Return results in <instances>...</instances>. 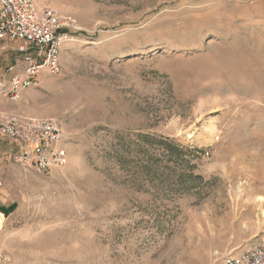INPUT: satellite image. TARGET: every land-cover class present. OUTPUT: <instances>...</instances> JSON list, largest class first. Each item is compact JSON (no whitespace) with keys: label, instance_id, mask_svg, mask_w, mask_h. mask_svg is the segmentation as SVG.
<instances>
[{"label":"rangeland","instance_id":"374dc122","mask_svg":"<svg viewBox=\"0 0 264 264\" xmlns=\"http://www.w3.org/2000/svg\"><path fill=\"white\" fill-rule=\"evenodd\" d=\"M38 1L79 29L61 72L3 108L58 120L67 164L23 169L0 138V264H213L257 242L264 0Z\"/></svg>","mask_w":264,"mask_h":264},{"label":"built area","instance_id":"2783aa9c","mask_svg":"<svg viewBox=\"0 0 264 264\" xmlns=\"http://www.w3.org/2000/svg\"><path fill=\"white\" fill-rule=\"evenodd\" d=\"M78 29L74 19L50 7L39 8L36 0H0V43H17L21 57L20 68H7L10 78L0 82V99L17 103L24 92L39 85L43 72L59 74L62 49ZM0 138L11 144L12 160L23 169L49 174L67 164L63 127L54 118L0 111ZM213 264H264V235Z\"/></svg>","mask_w":264,"mask_h":264},{"label":"trees","instance_id":"16d2710c","mask_svg":"<svg viewBox=\"0 0 264 264\" xmlns=\"http://www.w3.org/2000/svg\"><path fill=\"white\" fill-rule=\"evenodd\" d=\"M138 141L141 144H145L148 146H158L159 148L164 149L169 154L176 156L178 152L181 150V148L177 145L173 144V141L169 139H157L155 136H149V135H137ZM177 152V153H175ZM140 167H146L142 164H138Z\"/></svg>","mask_w":264,"mask_h":264},{"label":"bare ground","instance_id":"6f19581e","mask_svg":"<svg viewBox=\"0 0 264 264\" xmlns=\"http://www.w3.org/2000/svg\"><path fill=\"white\" fill-rule=\"evenodd\" d=\"M39 3V2H38ZM39 5V4H38ZM250 203L254 204L256 207L259 208L260 210V215L262 218H264V195H258L256 196L253 201H249ZM255 230H263L264 228V219H260L258 221H256L255 224Z\"/></svg>","mask_w":264,"mask_h":264},{"label":"crops","instance_id":"0c3cea01","mask_svg":"<svg viewBox=\"0 0 264 264\" xmlns=\"http://www.w3.org/2000/svg\"><path fill=\"white\" fill-rule=\"evenodd\" d=\"M36 2H37V5H38V7L39 8H44V6H43V4H41V3H38L39 1L38 0H36ZM51 8H55L54 6L52 7L51 6ZM6 102H8V103H10V104H18L20 101H18L17 103H12V102H10V101H8V100H5V99H0V111H4V112H8V113H11V114H17V115H22V114H20V113H17L16 111H11V110H7V109H4L3 107H5V106H7V104L8 103H6ZM22 116H25V115H22Z\"/></svg>","mask_w":264,"mask_h":264}]
</instances>
